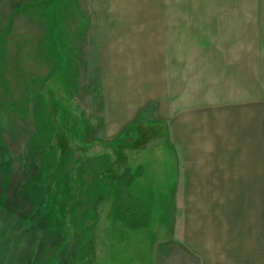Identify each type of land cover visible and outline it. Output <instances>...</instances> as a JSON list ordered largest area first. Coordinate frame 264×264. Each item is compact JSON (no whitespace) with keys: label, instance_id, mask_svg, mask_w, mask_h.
I'll list each match as a JSON object with an SVG mask.
<instances>
[{"label":"crops","instance_id":"obj_1","mask_svg":"<svg viewBox=\"0 0 264 264\" xmlns=\"http://www.w3.org/2000/svg\"><path fill=\"white\" fill-rule=\"evenodd\" d=\"M66 1L54 47L77 52L55 57L99 83L103 144L135 148L134 194L159 211L150 264H264V0H230L225 66L207 0Z\"/></svg>","mask_w":264,"mask_h":264},{"label":"rangeland","instance_id":"obj_2","mask_svg":"<svg viewBox=\"0 0 264 264\" xmlns=\"http://www.w3.org/2000/svg\"><path fill=\"white\" fill-rule=\"evenodd\" d=\"M203 6L223 15L222 32L206 41L220 52L213 65L225 66L230 0ZM56 7L57 0H0V264H150L159 211L134 194L133 145L102 142L97 80L55 57L77 52L54 47ZM220 78L228 88V72Z\"/></svg>","mask_w":264,"mask_h":264},{"label":"trees","instance_id":"obj_3","mask_svg":"<svg viewBox=\"0 0 264 264\" xmlns=\"http://www.w3.org/2000/svg\"><path fill=\"white\" fill-rule=\"evenodd\" d=\"M23 195L25 196V191H23L22 195H19V197H20V196H23ZM140 203H142V202L140 201ZM142 204H143V203H142ZM142 215H143V214H142ZM127 224H128L129 226H131V227H134V226L138 227L136 223L127 222ZM31 262H32V257H31V259L29 260V263H28V264H31Z\"/></svg>","mask_w":264,"mask_h":264}]
</instances>
